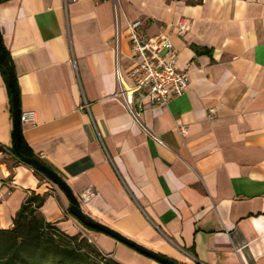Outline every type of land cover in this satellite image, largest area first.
Wrapping results in <instances>:
<instances>
[{
	"label": "crops",
	"instance_id": "obj_1",
	"mask_svg": "<svg viewBox=\"0 0 264 264\" xmlns=\"http://www.w3.org/2000/svg\"><path fill=\"white\" fill-rule=\"evenodd\" d=\"M114 6L126 86L125 27L135 18L147 35L169 33L189 75L183 94L146 103L137 119L113 97ZM182 18L190 27L178 35ZM0 36L20 110L34 112L21 122L23 148L86 214L177 262L264 264V0H3ZM7 83L0 70V145L13 181L0 190V227L27 195L44 194L39 212L59 230L121 264H161L85 228L64 192L14 155Z\"/></svg>",
	"mask_w": 264,
	"mask_h": 264
},
{
	"label": "built area",
	"instance_id": "obj_2",
	"mask_svg": "<svg viewBox=\"0 0 264 264\" xmlns=\"http://www.w3.org/2000/svg\"><path fill=\"white\" fill-rule=\"evenodd\" d=\"M115 1V0H113ZM114 73L116 77V89L113 97L120 100L129 114L137 119L146 103L165 104L172 97L183 94L189 85V75L186 70L177 67V52L171 42L169 33L165 30L147 35L143 31L145 20L135 18L126 21L125 33L129 43L131 55L127 75L131 81L126 86L121 77L119 53L121 31L118 25L117 9L114 6ZM190 20L182 18L175 26L178 35H183L189 30ZM81 109L88 108V102L84 100ZM20 121H34V112L25 110L20 112ZM178 131L185 135L187 127L178 125ZM160 142V140H158ZM4 149L0 145V190L13 185L11 171L3 161ZM50 183H54L50 180ZM88 189L87 193H90ZM0 193V197H2Z\"/></svg>",
	"mask_w": 264,
	"mask_h": 264
},
{
	"label": "trees",
	"instance_id": "obj_3",
	"mask_svg": "<svg viewBox=\"0 0 264 264\" xmlns=\"http://www.w3.org/2000/svg\"><path fill=\"white\" fill-rule=\"evenodd\" d=\"M198 1L201 0H195V2ZM4 53L7 64L13 73L18 93L13 66L5 49ZM0 70L7 83V74L1 66ZM7 87L10 94L8 83ZM18 148L21 154L33 157L29 151L23 148L21 129ZM44 200V194L31 192L16 211L12 219V226L9 228L0 227V264H121L102 253L85 237L79 234L69 235L59 230L51 222L46 221L39 212ZM81 224L87 229L99 231L89 225Z\"/></svg>",
	"mask_w": 264,
	"mask_h": 264
},
{
	"label": "water",
	"instance_id": "obj_4",
	"mask_svg": "<svg viewBox=\"0 0 264 264\" xmlns=\"http://www.w3.org/2000/svg\"><path fill=\"white\" fill-rule=\"evenodd\" d=\"M0 66L2 67L3 71L7 74V81L11 92V105H12V149L14 155L22 162H25L32 166L36 171L43 174L49 180H51L54 184H56L65 194V196L69 200L68 211L71 215H73L78 221L83 224L89 225L101 232H104L116 240L134 248L138 252L153 258L154 260L160 262L161 264H182L180 262L175 261L163 254H160L154 250L147 248L146 246L137 243L134 240H131L121 233L115 231L111 227L97 221L96 219L92 218L88 214L84 213L80 207V203L78 198L74 195L73 191L66 183V181L59 176L53 169L48 167L42 161L34 157H28L19 151L18 142L20 137V129H21V121H20V106L18 101V93L15 86L14 76L12 71L10 70L4 53V47L0 36Z\"/></svg>",
	"mask_w": 264,
	"mask_h": 264
},
{
	"label": "rangeland",
	"instance_id": "obj_5",
	"mask_svg": "<svg viewBox=\"0 0 264 264\" xmlns=\"http://www.w3.org/2000/svg\"><path fill=\"white\" fill-rule=\"evenodd\" d=\"M189 1H194V0H189ZM38 176H40L41 178H43L44 176L41 175V173H37Z\"/></svg>",
	"mask_w": 264,
	"mask_h": 264
}]
</instances>
